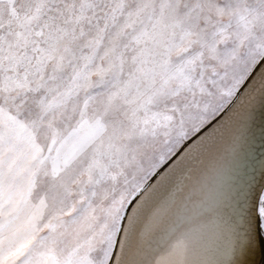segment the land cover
<instances>
[{
    "label": "snow or ice",
    "instance_id": "6c2138e0",
    "mask_svg": "<svg viewBox=\"0 0 264 264\" xmlns=\"http://www.w3.org/2000/svg\"><path fill=\"white\" fill-rule=\"evenodd\" d=\"M5 27L0 264H239L253 207L264 227V0H25ZM221 116L230 142L177 204V157Z\"/></svg>",
    "mask_w": 264,
    "mask_h": 264
},
{
    "label": "bare ground",
    "instance_id": "6f19581e",
    "mask_svg": "<svg viewBox=\"0 0 264 264\" xmlns=\"http://www.w3.org/2000/svg\"><path fill=\"white\" fill-rule=\"evenodd\" d=\"M264 63V61H262ZM259 67V65L257 66ZM254 74V73H253ZM251 79V77H249ZM247 83V81H246ZM235 106L228 110V115L230 116L234 111ZM229 121L227 116H221L214 120L208 131L201 136H196V140L193 144L181 153L180 157L177 159H183L185 164L188 166V170L185 173L182 182L177 184L173 189L176 193L177 201L176 203H181L185 197L191 195L197 187L198 181L201 177L208 172V170L215 164L216 160L214 157L225 152L227 144L230 142L229 133ZM203 140L208 144V147L212 149L211 153L204 150L200 146V141ZM264 145L261 144L260 135L257 133L256 137V150L259 152ZM264 179L258 183L253 192H257L258 187H261ZM254 192V193H255ZM254 195V194H253ZM264 195V190L262 194ZM253 197V196H252ZM192 199L195 200L197 197L192 195ZM205 219L207 217H204ZM175 220V205L170 208L166 213L162 214L159 223L157 224V229L167 228ZM177 236L173 239L178 238ZM249 242L245 249L244 256L239 264H264V227H261V218L258 220V216H255L254 209L250 210V220H249ZM229 240L228 235L222 234L219 243L223 248L227 247V242ZM213 258L224 259L222 256H213ZM188 259H195L192 252L188 253Z\"/></svg>",
    "mask_w": 264,
    "mask_h": 264
},
{
    "label": "rangeland",
    "instance_id": "374dc122",
    "mask_svg": "<svg viewBox=\"0 0 264 264\" xmlns=\"http://www.w3.org/2000/svg\"><path fill=\"white\" fill-rule=\"evenodd\" d=\"M249 7H256V0H247ZM25 11V0H12V4L9 5L7 0H0V21H3L6 24L5 32L8 31L7 25L10 24L12 28L16 27L17 18L20 17ZM258 31V30H257ZM246 49H241V55L244 54ZM199 103L202 105L205 101L209 99H214L207 97L205 95L197 93ZM188 108L183 110V118L185 120L186 126L190 127L191 120L194 117H197L201 114V109L195 106V102L191 99L188 101ZM196 133H192L194 136ZM156 148H147L144 153L141 155V161L147 165L150 158H152L156 152ZM179 151V148L176 149ZM175 155V153H173ZM171 159V157H170ZM260 217L258 216V220Z\"/></svg>",
    "mask_w": 264,
    "mask_h": 264
}]
</instances>
